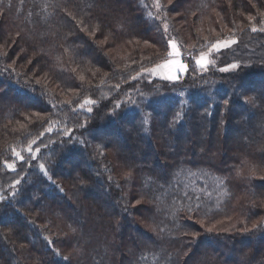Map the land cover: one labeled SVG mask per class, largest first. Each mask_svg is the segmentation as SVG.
Returning <instances> with one entry per match:
<instances>
[{
    "label": "trees",
    "instance_id": "obj_1",
    "mask_svg": "<svg viewBox=\"0 0 264 264\" xmlns=\"http://www.w3.org/2000/svg\"><path fill=\"white\" fill-rule=\"evenodd\" d=\"M159 2L0 0V264H264V0Z\"/></svg>",
    "mask_w": 264,
    "mask_h": 264
},
{
    "label": "rangeland",
    "instance_id": "obj_2",
    "mask_svg": "<svg viewBox=\"0 0 264 264\" xmlns=\"http://www.w3.org/2000/svg\"><path fill=\"white\" fill-rule=\"evenodd\" d=\"M155 4V3H154ZM154 11H155V16L157 17V19L159 20V19H161L162 18V15H161V13H160V11H159V9L156 7V6H154ZM162 28L163 29H165V25H162ZM104 39H105V36H104ZM103 40V39H102ZM127 46L129 45V43H125ZM129 47V46H128ZM119 48V46H117V44L116 45H114V46H112V47H110L109 48V50H108V53L109 54H117V53H120V52H123V51H119L120 49H118ZM223 47H221L220 49H222ZM213 49V48H212ZM178 50V49H177ZM214 50H216V49H213V54L215 53V51ZM219 50H216V53L218 52ZM169 52H171V48L169 47ZM206 59H207V64H206V67L205 68H201L199 65H197V67L198 68H200L201 70H206V68H207V66H209V65H212V63L210 62V56H208V57H206ZM175 60H178L181 64H183L184 65V63L181 61V56L179 55V56H170L169 55V57H168V59L165 61V62H169L170 64H171V67L170 68H168V69H163V70H158V71H156V72H152V71H149V70H151V69H153V68H155L156 66H153V67H151V68H149V69H147V70H145V71H143L142 73H140L136 78L137 79H144L145 81H147L148 83H152L153 81H160V82H165V83H168V84H170V83H173V82H176L179 78H182L184 75H185V71H186V66H185V68H184V70L183 71H181L179 68H177L176 66H175V64L174 63H172L173 61H175ZM165 62H163V63H165ZM163 63H161V64H163ZM230 65H232V64H230ZM230 65H227V66H225V67H222V68H219L218 70L220 71V72H222V73H229V72H231V71H234L235 69H231V68H229V66ZM215 67L217 68L218 67V65H217V63L215 64ZM224 68H229V70L228 71H221V69H224ZM169 72H171V74L174 76V79H172V80H167V79H164L163 78V75L164 74H167V73H169ZM132 94H127L124 98L125 99H123V100H125V102L127 103V102H129L131 99H132V96H131ZM123 100L122 101H120V102H118V103H116V108H118L117 107V105H120L122 102H123ZM81 105H83V107H81ZM94 105H96V102H94L93 101V103H91V104H86L85 103V101H83L78 107H77V110L78 111H81V112H84V113H86V114H89V113H91V111H89V109H91L92 110V108L94 107ZM26 153H28L27 151H26ZM36 154H37V152H33L32 153V156H36ZM15 157H17V159L20 161L21 160V156L19 155V156H17L16 155V153H15ZM39 170L44 174V176H46V171H45V169L43 168V170L41 169V167L39 166ZM1 200V199H0Z\"/></svg>",
    "mask_w": 264,
    "mask_h": 264
},
{
    "label": "snow or ice",
    "instance_id": "obj_3",
    "mask_svg": "<svg viewBox=\"0 0 264 264\" xmlns=\"http://www.w3.org/2000/svg\"><path fill=\"white\" fill-rule=\"evenodd\" d=\"M155 6L159 9L161 7L160 5V2L159 0H155ZM252 17H249V20H251ZM81 24L83 23V21L80 22ZM98 28V26H97ZM82 31L83 30H86L84 28L81 29ZM165 31H167V25H165ZM252 32H257V31H264V27L260 28V29H257L255 26L252 27L251 29ZM93 35L95 34L94 32L92 33ZM237 43L236 40H231V41H218L216 42L215 44H213L211 47L213 49H216V50H219L221 47H229L231 44H235ZM169 47L171 48V52H169V55L170 56H179L180 53L179 51L177 50V44L174 42V41H170L169 42ZM172 63L175 64V66L177 68H179L181 71L184 70L185 68V65L181 64L178 60H175L173 61ZM196 64L199 65L201 68H205L206 67V64H207V59H206V56L204 54H201L200 57L196 60ZM171 67V64L169 62H165L163 64H157L155 68L149 70V71H152V72H156L158 70H163V69H168ZM239 65L237 64H232L229 66V68L231 69H235V68H238ZM229 68H224V69H221V71H228ZM135 79V77H133ZM163 78L164 79H167V80H172L174 79V76L171 74V72L167 73V74H164L163 75ZM81 79H83V77H81ZM249 102H254V99L253 98H249ZM85 103L86 104H91L93 103V101L91 100H85ZM81 107H83V105H81ZM117 107H119V105H117ZM89 111H91V109H89ZM144 123H147V120L144 121ZM33 143H35V141H33ZM29 152L32 151V148L31 146H29V149H28ZM36 151H39V149L37 148ZM102 154V153H101ZM17 156H19L20 154L19 153H16ZM21 159H23V157H20ZM7 167L9 169H13V165L12 164H8ZM41 169L43 170V165L40 166ZM253 172H254V169H253ZM126 175L130 176V173H127ZM237 175H239V172L237 173ZM17 183H19V181H17ZM209 232L212 231L211 228L208 229ZM49 243H51V241H49ZM57 255H59V253H57ZM65 260H67V257H64Z\"/></svg>",
    "mask_w": 264,
    "mask_h": 264
}]
</instances>
